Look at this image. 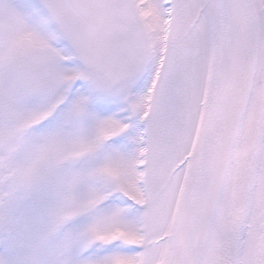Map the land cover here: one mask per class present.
Returning <instances> with one entry per match:
<instances>
[{
	"label": "snow or ice",
	"instance_id": "6c2138e0",
	"mask_svg": "<svg viewBox=\"0 0 264 264\" xmlns=\"http://www.w3.org/2000/svg\"><path fill=\"white\" fill-rule=\"evenodd\" d=\"M0 264H264V0H0Z\"/></svg>",
	"mask_w": 264,
	"mask_h": 264
}]
</instances>
